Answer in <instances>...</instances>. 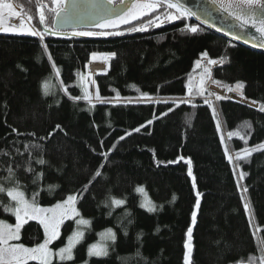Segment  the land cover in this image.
<instances>
[{"label": "trees", "instance_id": "16d2710c", "mask_svg": "<svg viewBox=\"0 0 264 264\" xmlns=\"http://www.w3.org/2000/svg\"><path fill=\"white\" fill-rule=\"evenodd\" d=\"M9 2L18 6L22 0ZM32 11L35 13L34 7ZM186 24L194 23L175 20L146 32H128L132 25H123L118 29L124 32L120 36H72L70 31L45 36L43 42L38 37L0 33V151L9 153L0 156V167L13 158L16 163H23L25 157L19 154L24 152L23 145L39 143L47 161L45 165L33 164L38 172H43L40 183L32 184V175L23 168L16 172L26 196L39 191V205L49 206L70 194L81 193L76 208L91 221V227L74 249L75 259L66 264L85 260L88 264H184L189 226L193 227L191 264H235L250 255H259L257 241L264 239V151L254 152L246 162H238L240 167L234 175L236 162L229 163L225 146L235 155L244 147L264 143V112L258 111V105L225 97L210 101L216 111L214 119L213 110L204 102L207 95L184 98L189 78H198L203 68L200 54L207 51L210 58H227L222 67L211 66L213 79L221 81L220 86L226 89L243 82V89L236 91L238 95L242 92L250 103H264V57L202 28L196 34L182 32ZM42 43L48 46L60 70L59 77ZM111 53L115 56L109 60L108 71L93 77L94 100L90 103L86 99H69V95H84L85 80L81 81L80 75L89 79L90 63V75L106 66L103 60L93 63V54L102 58ZM197 60L201 61L200 68L196 67ZM46 80L48 96L42 90ZM97 89L104 102L95 99ZM217 119L220 132L216 130ZM246 121L252 124L247 145L236 136L229 139L228 133L237 131ZM56 124L63 131L56 130L44 141L38 139L47 136ZM9 126L36 136H17ZM136 128L140 131H134ZM101 153H107V159ZM189 159L192 178L186 163ZM97 169L102 175L93 179ZM240 171L246 175L238 181ZM49 185L55 186L51 192ZM85 185H89L87 191ZM138 186L144 188L157 211L140 207L141 194L135 191ZM244 187L247 192L241 191ZM110 197L126 202L113 210ZM3 198L7 202V197ZM245 203L249 205L247 213ZM125 211L131 213L127 218ZM193 211L197 213L194 226ZM0 218L14 223V217L2 210ZM128 219L133 221L131 225L127 224ZM121 221L127 225V235ZM74 226V221H65L61 237L52 247L66 243ZM106 228L117 233L114 248L108 257L88 258V245L97 242V233ZM138 233L143 234L139 241ZM42 238V227L30 221L23 230L22 241L32 246Z\"/></svg>", "mask_w": 264, "mask_h": 264}, {"label": "snow or ice", "instance_id": "6c2138e0", "mask_svg": "<svg viewBox=\"0 0 264 264\" xmlns=\"http://www.w3.org/2000/svg\"><path fill=\"white\" fill-rule=\"evenodd\" d=\"M211 2L220 11L235 20L236 27L244 31L251 28L264 40V0H211ZM25 6H28L26 11L24 10ZM32 7L35 8V13H33ZM89 9L93 11H89ZM13 17H20L18 24L12 22ZM144 17H149V19L139 24L133 23L135 21H143ZM193 17L199 20L200 23H206V21L184 3V0H119L118 3L117 0H50L47 4L44 3V0H22L18 6L9 2V0H0V33L38 37L41 42L44 41L45 36H60L64 34L67 27H71L72 36H120L124 32L118 29L123 25H132V27L127 29L128 32H146L150 27L159 28L164 23H171L172 21L182 19L189 20ZM6 19L9 21L7 24H5ZM81 23L91 24L92 27L101 29V31H93L88 27H77ZM108 29H112V31H108ZM200 30V27L196 24H186L185 28L181 29L182 32L186 31L191 34H196ZM236 38L235 36L233 37V39ZM256 46V44L253 45V47ZM42 48L47 55L48 61L52 63L56 77H59L60 70L53 61V57L48 51V46L42 43ZM200 55L202 59L206 60V63L202 69V75L195 91L191 84V77L189 78V84L187 85L188 95L205 96L207 92L208 97L215 96L216 100L224 99L225 97L208 90L205 84L206 81H211L216 85H221V81L213 79L210 66L219 64L222 67L227 58L224 56L216 59L210 58L207 51L202 52ZM114 56L115 53H111L104 56L103 59L108 61L114 58ZM92 58L93 60L97 59L95 54H93ZM17 67L20 66L17 65ZM196 67H201L200 60L196 61ZM85 79L86 77L80 75L81 81ZM61 87L63 88V81H61ZM243 87L244 83L238 81L234 86H227L226 90L227 92L239 91ZM42 90L45 96L50 94L49 82L47 80L42 83ZM63 91L65 94H68L67 88H63ZM83 92V96L73 97L69 95V99H86L91 103L92 96L88 88L85 87ZM240 94L242 99H247V97L243 96L242 92ZM142 95L147 96L146 93H142ZM95 99L104 102L99 95L98 89L96 90ZM204 102L213 110V118L216 119V111L213 104L207 98ZM251 104L258 105V111L264 112V103L252 100ZM148 123H151V121ZM143 126L141 125V127ZM251 128L252 124L246 121L244 123V132L239 130L234 132L230 131L228 138L231 139L236 136L247 145V137L250 135ZM56 130L63 131L60 124H56L55 129L49 132L47 136H41L38 139L41 141L50 139ZM216 130L217 132L221 131V123L218 119ZM134 131L139 132L140 129L136 128ZM11 132L17 136H36L34 132L27 134L19 132L15 127H11ZM120 139L123 140L124 136H121ZM100 143L103 146V141ZM221 143H224L223 137H221ZM23 147L24 152L19 153L25 157L23 163H16L13 158L12 161L4 162V166L0 167V210L14 217V223L0 218V264H33V262L34 264H53L54 260L57 261V264H66V262L75 259L74 249L84 240L85 231L91 227V221L83 218L76 208V203L81 193L70 194L66 199L56 203L52 207H41L39 205L37 200L40 194L39 191H33L30 197L26 196L23 185L16 176V172L23 168L26 173L32 175V184L38 185L42 180L43 172H38L33 167V164L45 165L47 161L43 158L42 144L29 142L28 144H24ZM17 151L19 152V150ZM34 151L38 152V155L35 157L33 155ZM257 151H264V143L253 147H244L235 152L234 156L230 154V150L225 146V156L229 163L236 162L233 168L234 175H236L235 169L240 167L238 162H246ZM25 153L27 154L26 156ZM8 155L9 153L0 151V156ZM101 155L107 159V153H101ZM180 159H183V157H180ZM168 163H174V161H169ZM186 163L189 164L188 174L191 176L190 159ZM103 167L104 165L101 164L100 168ZM101 175V171L97 169L93 179ZM245 175L246 173L240 171L238 181L243 180ZM90 184L91 181H89ZM89 185L84 186V191H87ZM54 187V185H49L48 190L51 192ZM193 187H195V181H193ZM237 187H240L239 182L237 183ZM135 191L144 197L145 202H141V208H144L148 212L157 211V206L147 199L143 187L138 186ZM241 191L247 192L248 189L244 187ZM4 196L7 197V202H5ZM241 199H243V196ZM173 200H175V196H173ZM125 202V199L110 197V204L113 210L115 207L123 206ZM105 206H109L108 201L105 202ZM199 206L200 200L198 193L195 207L198 209ZM162 207L160 206L161 210ZM244 209L246 213L249 212V205L247 203L244 204ZM111 214V211H109L108 215ZM130 215V212L125 211V218ZM69 219L74 221L76 227L67 236L66 243L62 242L63 246L54 250L50 245L60 239L61 228L65 224V221ZM196 219L197 213L193 211L191 215L192 225H195ZM30 221L37 222L43 229L42 240L37 241L32 246H28L22 241L23 230ZM132 223L133 221L128 219L127 224L131 225ZM121 226L124 234L127 235V225H123L121 221ZM249 226L250 228L252 227L251 216H249ZM192 233L193 228L189 226L186 232L187 240L184 244L186 249L184 264H191ZM97 235L100 239L95 243L89 244L87 247L88 258L108 257L110 249L114 248L117 241V233L112 228H106L103 232L97 233ZM142 235V233L137 234L138 241ZM253 235L255 236V232H253ZM257 251L259 252L258 256L250 255L247 260L241 259L235 262V264H264V239L257 241ZM136 255H140L139 249H137ZM83 264H88V260H85Z\"/></svg>", "mask_w": 264, "mask_h": 264}, {"label": "water", "instance_id": "95a60500", "mask_svg": "<svg viewBox=\"0 0 264 264\" xmlns=\"http://www.w3.org/2000/svg\"><path fill=\"white\" fill-rule=\"evenodd\" d=\"M184 3L191 8L192 11L196 12L204 21H206V23H200L199 20L193 17L189 19L192 23L210 32L214 36L231 43L232 45L264 57V46H262L264 45V40L261 39L259 34L251 28L244 31L236 27V21L229 17L226 13L220 11L218 7L211 2V0H184ZM89 11L93 10L89 9ZM77 27H88L90 29L94 28L91 24L87 23H81L77 25ZM70 31L71 27H67L65 29V32ZM234 36L237 38L233 39ZM254 44L257 46L253 47ZM190 177L192 178V175Z\"/></svg>", "mask_w": 264, "mask_h": 264}, {"label": "rangeland", "instance_id": "374dc122", "mask_svg": "<svg viewBox=\"0 0 264 264\" xmlns=\"http://www.w3.org/2000/svg\"><path fill=\"white\" fill-rule=\"evenodd\" d=\"M50 1V0H49ZM119 1H117V3H118ZM5 15H7V14H5ZM12 19H14V20H16V24H18L19 23V19H20V17H13ZM18 21V22H17ZM8 23V20L6 19L5 20V24H7ZM97 57V59H95V61L94 62H100L101 60H102V58L101 57H98V56H96ZM205 63H206V60H204L203 61V67H204V65H205ZM108 64H109V61H108ZM211 67V66H210ZM203 69V68H202ZM88 72V71H87ZM88 75H89V79H85V82H84V84H85V87H87L88 88V91L89 92H91V95H93L94 94V83H93V76L94 75H90L89 73H87ZM96 74H98V73H96ZM201 75H202V70L200 71V73H198V78H195V79H191V84H192V87H193V89H194V91H195V88L198 86V82H199V80H200V77H201ZM188 84H189V81H188ZM205 87L208 89V90H210L211 92H213V93H215V94H218V95H220V96H222V97H230L231 99H238V100H244V99H242V97L240 96V95H238V93L236 92V91H233V92H227V90L224 88V87H222V86H220V85H216V84H214V83H212L211 81H206V84H205ZM216 90V91H215ZM205 95H207V92L205 93ZM192 97V96H189L188 95V87H187V94H186V97L184 98V99H186V100H190L191 98H188V97ZM93 99V98H92ZM207 99H209V101H215V96H211V97H208ZM93 100H91V102H92ZM244 101H246V100H244ZM246 102H248V101H246ZM246 104H248V105H250V106H254V107H256L257 105H252L250 102H248V103H246ZM241 131V132H244L245 131V129H244V124L243 125H241L238 129H237V131ZM147 195V194H146ZM140 204H141V202H145L144 201V197L142 196V194L140 195ZM147 199L148 200H150L149 199V197L147 196ZM151 201V200H150ZM153 203V202H152ZM154 204V203H153ZM55 204H53V205H49V206H41V207H52V206H54ZM144 209V208H143ZM69 220H71V219H69ZM66 221H68V220H66ZM73 221V220H72ZM76 227V225L74 226V228ZM87 231V230H86ZM85 231V232H86ZM100 239V237L98 236V240ZM97 240V241H98ZM56 242V241H55ZM54 242V243H55ZM53 245V244H52ZM52 245H50V247L51 248H53L54 250L55 249H57L58 247H52ZM63 246V245H62ZM62 246H59V247H62ZM88 257V256H87ZM55 261V260H54ZM53 261V262H54ZM80 264H83V263H80Z\"/></svg>", "mask_w": 264, "mask_h": 264}, {"label": "bare ground", "instance_id": "6f19581e", "mask_svg": "<svg viewBox=\"0 0 264 264\" xmlns=\"http://www.w3.org/2000/svg\"><path fill=\"white\" fill-rule=\"evenodd\" d=\"M13 23H16V21H12ZM102 60L103 61H105L103 58H102ZM101 60V61H102ZM109 61V60H108ZM108 61H105L106 62V66H104V68H100V67H98L96 70H95V72H93L94 73V75L96 74V73H106L107 71H108V69H109V64H108ZM93 63H99V62H93ZM90 65H91V63H90ZM90 65H89V69H90ZM89 69H88V73H89ZM216 91V90H215ZM242 101H244V100H242ZM245 103H248V102H246V101H244Z\"/></svg>", "mask_w": 264, "mask_h": 264}, {"label": "flooded vegetation", "instance_id": "af4514ba", "mask_svg": "<svg viewBox=\"0 0 264 264\" xmlns=\"http://www.w3.org/2000/svg\"><path fill=\"white\" fill-rule=\"evenodd\" d=\"M44 3H46V4H47V2H44ZM18 10H19V9H18ZM12 21H16V20L12 19Z\"/></svg>", "mask_w": 264, "mask_h": 264}]
</instances>
